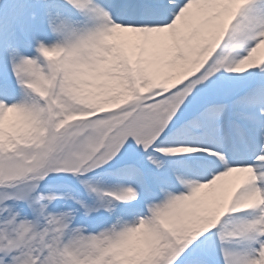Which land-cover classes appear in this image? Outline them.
Returning <instances> with one entry per match:
<instances>
[{
    "label": "snow or ice",
    "instance_id": "6c2138e0",
    "mask_svg": "<svg viewBox=\"0 0 264 264\" xmlns=\"http://www.w3.org/2000/svg\"><path fill=\"white\" fill-rule=\"evenodd\" d=\"M0 264H264V0H0Z\"/></svg>",
    "mask_w": 264,
    "mask_h": 264
}]
</instances>
